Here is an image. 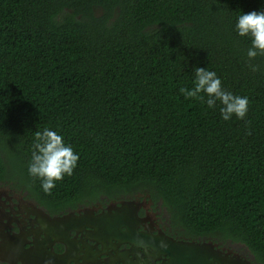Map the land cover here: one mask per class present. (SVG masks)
Returning a JSON list of instances; mask_svg holds the SVG:
<instances>
[{
    "label": "trees",
    "instance_id": "16d2710c",
    "mask_svg": "<svg viewBox=\"0 0 264 264\" xmlns=\"http://www.w3.org/2000/svg\"><path fill=\"white\" fill-rule=\"evenodd\" d=\"M262 10L264 0H0V178L52 205L147 190L175 227L243 244L264 264V57L251 71L235 30L241 12ZM196 67L248 97L244 119L184 97ZM45 127L79 155L50 192L28 172Z\"/></svg>",
    "mask_w": 264,
    "mask_h": 264
},
{
    "label": "flooded vegetation",
    "instance_id": "af4514ba",
    "mask_svg": "<svg viewBox=\"0 0 264 264\" xmlns=\"http://www.w3.org/2000/svg\"><path fill=\"white\" fill-rule=\"evenodd\" d=\"M3 178L0 264H191L177 244L213 249L209 264H258L243 244L175 227L163 200L147 190L52 205Z\"/></svg>",
    "mask_w": 264,
    "mask_h": 264
},
{
    "label": "clouds",
    "instance_id": "9594fccd",
    "mask_svg": "<svg viewBox=\"0 0 264 264\" xmlns=\"http://www.w3.org/2000/svg\"><path fill=\"white\" fill-rule=\"evenodd\" d=\"M235 30L239 37L249 40L250 46L246 52L248 66L251 71H258L259 66L251 61L258 56L264 57V10L241 12L236 19ZM194 74V86L191 89H180L186 99H199L210 109H215L219 104L221 118L224 121L231 120L233 116L241 120L246 117L249 106L247 96L236 95L226 90L217 73L208 68L196 67ZM78 161V153L74 151L72 145L65 143L57 130L45 127L42 131L35 132L28 172L40 180L45 192H50L56 187V182L61 181L66 175L71 176Z\"/></svg>",
    "mask_w": 264,
    "mask_h": 264
},
{
    "label": "water",
    "instance_id": "95a60500",
    "mask_svg": "<svg viewBox=\"0 0 264 264\" xmlns=\"http://www.w3.org/2000/svg\"><path fill=\"white\" fill-rule=\"evenodd\" d=\"M178 245H180L181 247H177ZM176 247L175 248L177 250H181V249L183 250L184 259L187 262H190L191 264L192 263L196 264L197 262L209 264V260L211 258L213 259L216 258L213 249L203 248V247L201 248L195 245H181V244H177ZM230 264H233V262L230 261ZM244 264H248V263H244Z\"/></svg>",
    "mask_w": 264,
    "mask_h": 264
}]
</instances>
